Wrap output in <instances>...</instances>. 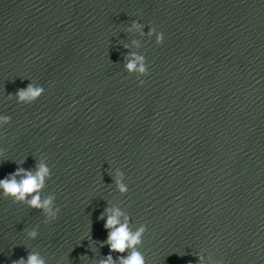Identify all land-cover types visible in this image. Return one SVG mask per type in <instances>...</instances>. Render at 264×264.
<instances>
[{"label": "water", "instance_id": "obj_1", "mask_svg": "<svg viewBox=\"0 0 264 264\" xmlns=\"http://www.w3.org/2000/svg\"><path fill=\"white\" fill-rule=\"evenodd\" d=\"M133 20L163 44L127 33ZM125 44L146 58L143 86ZM30 82L44 95L16 103ZM0 115V179L44 158L60 208L45 225L0 198V264H95L114 205L147 226V264H264V0H0Z\"/></svg>", "mask_w": 264, "mask_h": 264}, {"label": "clouds", "instance_id": "obj_2", "mask_svg": "<svg viewBox=\"0 0 264 264\" xmlns=\"http://www.w3.org/2000/svg\"><path fill=\"white\" fill-rule=\"evenodd\" d=\"M144 28V24L133 20L126 31L141 38L145 36L148 38L154 37L157 45L163 44L164 34L162 32H157L155 28L149 27L148 32L145 33ZM123 47L129 50L124 57V71L129 75H135L138 79L146 77L148 66L145 56L139 54L138 51L130 50L128 44L123 45ZM131 48L139 50L141 48L140 40L133 39ZM139 84L143 86L144 80L139 79ZM44 92L45 89L42 86L30 82L25 88L17 90L15 101L18 104L31 105L38 101L44 95ZM12 98L9 95V99ZM10 123L11 117L0 115V129ZM25 160L15 162L17 164L16 170L0 179V198L10 199L15 204H22L41 212L45 225L54 223L60 213V208L56 205V196L54 194L43 195L47 182L51 179V169L46 159L41 158L37 160L34 170H26L21 166ZM3 161H5V153L0 150V162ZM110 176L118 193L121 196L127 195L128 186L125 183L124 173L116 169ZM98 219L104 221L103 227L107 231V238L100 242V247L106 245L109 254L103 259L95 260V264H147L145 256L139 250L143 244V237L147 232L145 224L133 227L130 216L119 205L105 207L104 212ZM38 236V226L26 232L28 240L34 241ZM112 253L126 254L118 255L114 260ZM198 256L200 264H216L210 258L206 259L203 255ZM13 264H47V261L38 252L30 251L26 258L21 257Z\"/></svg>", "mask_w": 264, "mask_h": 264}]
</instances>
